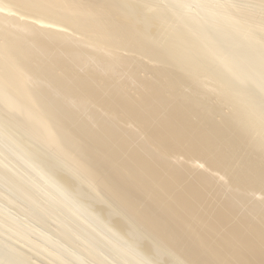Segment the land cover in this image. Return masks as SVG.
<instances>
[{
  "label": "bare ground",
  "instance_id": "6f19581e",
  "mask_svg": "<svg viewBox=\"0 0 264 264\" xmlns=\"http://www.w3.org/2000/svg\"><path fill=\"white\" fill-rule=\"evenodd\" d=\"M0 264H264V0H0Z\"/></svg>",
  "mask_w": 264,
  "mask_h": 264
},
{
  "label": "rangeland",
  "instance_id": "374dc122",
  "mask_svg": "<svg viewBox=\"0 0 264 264\" xmlns=\"http://www.w3.org/2000/svg\"><path fill=\"white\" fill-rule=\"evenodd\" d=\"M224 108H225V112L227 113L228 111V106H224ZM203 110H206V107H204V108H202ZM13 243H14V241H13Z\"/></svg>",
  "mask_w": 264,
  "mask_h": 264
}]
</instances>
